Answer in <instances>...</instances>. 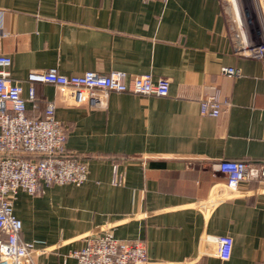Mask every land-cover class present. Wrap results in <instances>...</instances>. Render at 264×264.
Listing matches in <instances>:
<instances>
[{
	"label": "crops",
	"instance_id": "0c3cea01",
	"mask_svg": "<svg viewBox=\"0 0 264 264\" xmlns=\"http://www.w3.org/2000/svg\"><path fill=\"white\" fill-rule=\"evenodd\" d=\"M227 4L0 0V54L12 56L15 78L57 67L170 80L166 96L113 91L102 108L65 104L46 83L30 100L23 82L27 114L42 116L56 100V117L68 127L65 148L88 165L80 186L19 191L22 238L44 242L36 244L37 264H76L70 252L106 227L143 240L154 264H264V185L229 187L218 169L226 159L264 162V66L237 52L241 35L229 30ZM223 66L240 74H222ZM217 91L221 114L201 113V99ZM207 234L232 236L228 259L203 255Z\"/></svg>",
	"mask_w": 264,
	"mask_h": 264
},
{
	"label": "built area",
	"instance_id": "2783aa9c",
	"mask_svg": "<svg viewBox=\"0 0 264 264\" xmlns=\"http://www.w3.org/2000/svg\"><path fill=\"white\" fill-rule=\"evenodd\" d=\"M234 3L238 4L240 14L236 17L242 22V41L236 50L260 60L264 66V0H234ZM12 64V56L0 54V264H37L36 244L44 242H27L22 238L23 221L14 210L19 191L36 195L44 184L80 186L88 178V165L84 158L65 148L68 127L56 117V100L48 102L42 116L27 114L23 82L30 83V100L37 98L36 84L46 83L58 87V97L65 104L102 108L113 91L166 96L170 80L123 70L63 74L57 67L31 69L24 78H15L10 71ZM221 73L234 76L240 70L223 66ZM223 106L218 91L200 101L201 113L216 117ZM218 169L226 176L229 187L236 188L249 181L264 185V162L226 159L219 163ZM119 181L116 176L114 182ZM85 238L82 247L70 252L76 264H154L141 239L117 238L109 227L94 230ZM203 239V255L222 260L231 256L234 244L231 235L207 234Z\"/></svg>",
	"mask_w": 264,
	"mask_h": 264
},
{
	"label": "rangeland",
	"instance_id": "374dc122",
	"mask_svg": "<svg viewBox=\"0 0 264 264\" xmlns=\"http://www.w3.org/2000/svg\"><path fill=\"white\" fill-rule=\"evenodd\" d=\"M226 2H228V4H227L228 8H226V10L228 11L227 23H228V26H229V30L232 31V32H234V30H236L239 33L240 30H241V26H240L239 20L237 18V17H239L238 15H240L239 14V9H238V4H235L234 0H226ZM242 5L245 8L244 2H242ZM242 21H245V19H242ZM244 25L246 27V23ZM249 28H251V27L249 26Z\"/></svg>",
	"mask_w": 264,
	"mask_h": 264
}]
</instances>
